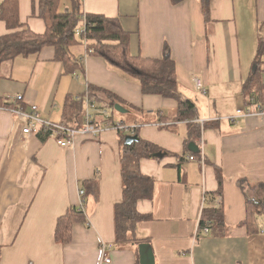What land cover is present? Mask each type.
I'll return each instance as SVG.
<instances>
[{
  "label": "crops",
  "instance_id": "crops-1",
  "mask_svg": "<svg viewBox=\"0 0 264 264\" xmlns=\"http://www.w3.org/2000/svg\"><path fill=\"white\" fill-rule=\"evenodd\" d=\"M40 1L17 3L21 23L36 34L46 30ZM73 1L57 0L58 12H72ZM80 2L84 16L117 18L130 34L133 55L157 60L168 48L179 91L195 104L196 117L177 121L174 99L142 94L138 81L102 57L87 56L85 45L73 48L82 61L74 72L56 61L52 47L3 62L0 264H139L140 244L150 246L154 264H264V211L249 208L264 205V118L237 115L250 106L245 85L259 38L264 39V0H207V16L203 0ZM5 34L0 21V36ZM194 78L202 80L205 96L194 88ZM109 94L127 113L114 110ZM18 95L27 109L37 106L43 119L73 127L81 124L75 117L79 105L83 114L88 102L92 121L122 124L123 135L136 130L141 140L163 150L159 159L139 164L154 181L151 199L136 205L146 216L136 228L144 242L115 243L114 206L122 199L118 131L79 137L68 147L37 134L24 136L21 124L1 108L14 105L7 97ZM192 128L198 130L195 139L189 137ZM191 143L197 153L189 151ZM96 177L98 198H86L87 222L73 225L67 244L57 243L58 218L79 206L82 183ZM219 204L223 223L212 224L207 235L199 233L194 240L203 210Z\"/></svg>",
  "mask_w": 264,
  "mask_h": 264
},
{
  "label": "trees",
  "instance_id": "trees-1",
  "mask_svg": "<svg viewBox=\"0 0 264 264\" xmlns=\"http://www.w3.org/2000/svg\"><path fill=\"white\" fill-rule=\"evenodd\" d=\"M180 0H172L177 3ZM39 15L46 23L44 34H36L21 23L18 12V0H0V21L6 25L7 34L0 36V66L3 62L14 60L19 56L38 54L44 47L55 49V59L61 62L67 72L78 71L82 61L73 54V48L85 45L86 54L89 57H99L105 60L111 67L121 71L122 74L135 79L141 86L144 95H159L164 98L174 99L177 106V121H193L196 117V106L179 91L176 79V65L171 57L169 49L164 50L161 59H146L139 54L133 55L130 51V34L121 28L117 18H106L100 15H85L81 12V2L73 1L71 11L58 12L57 0L40 1ZM204 15H208L207 0H203ZM79 31V34L76 32ZM256 57L253 65L254 71L246 81L245 91L248 100L253 98L255 103L264 100V85L262 82L261 57L264 56V39L259 38ZM113 101V95L109 94ZM3 100L0 99V105ZM80 103V102H78ZM82 104L79 105L75 117L82 126L84 115L80 114ZM80 110V111H79ZM123 130H118L121 144L120 169L122 182V199L114 206L115 243L118 246L128 244H140L145 239L136 236V228L140 222L146 219L136 210V205L142 200L151 199L154 188L153 178L140 172L142 159H159L164 155L159 147L141 140L126 145ZM134 135H138L134 130ZM39 138L49 139V134L41 131ZM198 136V130L192 128L190 139ZM221 185L220 175L218 177ZM97 177L87 180L82 189L85 190L83 197L84 206L86 198H98ZM218 205L216 208L203 210L198 223L200 229L206 225L223 223V209ZM248 208V207H247ZM250 210L264 211V205L250 204ZM248 208V210H249ZM82 209L79 207L68 208L65 215L58 218L54 233V241L67 244L71 240L72 227L77 222L86 223ZM211 223V224H210Z\"/></svg>",
  "mask_w": 264,
  "mask_h": 264
},
{
  "label": "built area",
  "instance_id": "built-area-1",
  "mask_svg": "<svg viewBox=\"0 0 264 264\" xmlns=\"http://www.w3.org/2000/svg\"><path fill=\"white\" fill-rule=\"evenodd\" d=\"M79 34V31L76 32ZM193 86L202 95L207 94V90L202 82V80L198 78H194ZM264 85V81H263ZM7 101L13 103L14 105H7L1 107L3 110L9 111L18 123L21 124V133L24 136L30 135H38L41 131H44L49 134V138L54 139L55 143L60 147H68L72 146L75 139L79 137L83 138H97L99 134L104 132V130H115L120 131L123 130L122 124L113 123L107 121L106 123L100 124L91 120V115L89 112H83L84 115V123L82 126H68L66 124L54 123L48 120H45L41 117L40 110L37 106L30 104L29 109L25 107L24 97L22 95H18L15 97H7ZM249 108L246 110H238L237 115L244 116H257L264 118V100L262 102H256L253 98L249 99ZM90 107L93 108V105L90 104ZM229 120H233L230 118ZM195 122L203 127L204 121L195 120ZM194 156H190L189 160H194ZM79 209L84 211L85 206L83 202V197L85 196V190H79ZM209 232V227L206 225L202 229H196L194 235V240H196L199 233L206 234ZM264 233V230H263ZM103 250V249H102ZM105 262H109L108 259H104Z\"/></svg>",
  "mask_w": 264,
  "mask_h": 264
},
{
  "label": "water",
  "instance_id": "water-1",
  "mask_svg": "<svg viewBox=\"0 0 264 264\" xmlns=\"http://www.w3.org/2000/svg\"><path fill=\"white\" fill-rule=\"evenodd\" d=\"M254 69H255V66L253 70ZM113 107H114V110L118 113H122V114L127 113L126 112L127 110L124 109L120 104H115ZM123 140L126 145H129V144H132L133 142H137L138 136L127 135L125 136ZM188 148H189V151L192 153L198 152V147L196 146V144L191 143L189 144ZM138 251H139V264H154V255L148 244H140L138 246Z\"/></svg>",
  "mask_w": 264,
  "mask_h": 264
},
{
  "label": "rangeland",
  "instance_id": "rangeland-1",
  "mask_svg": "<svg viewBox=\"0 0 264 264\" xmlns=\"http://www.w3.org/2000/svg\"><path fill=\"white\" fill-rule=\"evenodd\" d=\"M254 55H255V54H254ZM260 61L263 62L262 64H260V66H261V70L263 71L262 74H261V76H262V82H263V81H264V56L261 57ZM254 66H255V65H252V67H251L252 72L254 71V70H253ZM86 108H87V111L89 112V114H91V113H90V110H93V109L90 107V103L86 102V104H85V110H86ZM91 115H92V114H91ZM197 125H198V124H197ZM204 125H205V123L203 124V126H204Z\"/></svg>",
  "mask_w": 264,
  "mask_h": 264
}]
</instances>
